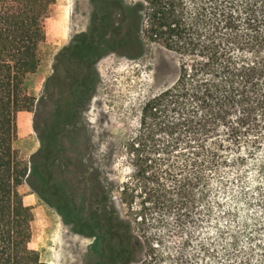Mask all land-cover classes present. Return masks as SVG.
I'll return each mask as SVG.
<instances>
[{"label": "trees", "instance_id": "1", "mask_svg": "<svg viewBox=\"0 0 264 264\" xmlns=\"http://www.w3.org/2000/svg\"><path fill=\"white\" fill-rule=\"evenodd\" d=\"M186 1L138 0L131 7L121 6L133 11L135 38L144 35L180 57L173 83L141 106L125 149L135 166L134 177L146 180L151 207L176 212L177 219L202 208L212 169L224 165L243 172L254 162L263 181L258 187L260 210L241 224L243 228L237 225L229 231L228 246L215 264H264V0H190L191 5ZM56 4L0 0V264H47L30 246L33 205L20 190L22 184L31 176L29 186L50 203L47 193H64L67 173L85 166L63 145L65 135H75L83 118L77 103L91 98L97 82L94 72L72 84L71 91L77 88L78 93L72 92L66 113L67 133H56L53 127L44 132L29 161L14 146L18 113L31 111L37 102L27 91L26 79L37 71L49 44L47 21ZM123 26L122 21L120 30L125 32ZM60 108L57 105L59 114ZM221 182L228 183L223 177ZM83 189L92 197L104 192L91 182ZM134 189L128 183L121 187V200L128 207ZM240 189L251 197V189ZM108 207L102 204L100 215L109 233L101 235L104 264L128 259L152 264L155 244H148V259L141 258L144 245L129 223ZM183 209L186 214H181Z\"/></svg>", "mask_w": 264, "mask_h": 264}, {"label": "rangeland", "instance_id": "2", "mask_svg": "<svg viewBox=\"0 0 264 264\" xmlns=\"http://www.w3.org/2000/svg\"><path fill=\"white\" fill-rule=\"evenodd\" d=\"M135 1L56 0L47 21L49 44L37 71L26 79L27 91L36 95L37 102L31 111L18 113L14 146L20 157L29 161L44 132L53 127L56 133H67L66 113L74 99L72 92L78 93L77 88L71 91L72 84L94 72L97 82L91 98L82 105L77 103L83 118L75 135H65L63 145L66 153L77 156L79 165H85L81 171L67 173V186L74 191L77 207H83V185L91 182L104 191L99 194L102 204L116 210L144 245L141 258L148 259L151 243L156 249L152 264H215L228 246L229 231L238 229L237 225L243 228L241 224L258 214V187L263 181L254 162L243 172L222 165L210 172L202 208L177 219L176 212L151 207L146 180L134 177L135 166L125 145L137 127L143 103L177 77L180 57L144 35L134 37L133 11L121 6L131 7ZM186 2L191 5L190 0ZM122 21L125 32L120 30ZM257 158L261 160V156ZM222 177L227 185L221 182ZM28 180L20 190L28 194L33 205L30 246L40 258L47 264H103L102 256L91 247V239L75 234L60 211L29 186L31 176ZM126 183L135 188L131 207L121 200L120 190ZM240 185L251 189L249 199ZM47 194L53 202L54 194ZM58 199L63 213L64 198L58 194ZM186 213L184 209L181 212ZM113 224L116 229V221ZM245 234L243 231L240 236ZM123 264L139 263L128 259Z\"/></svg>", "mask_w": 264, "mask_h": 264}, {"label": "flooded vegetation", "instance_id": "3", "mask_svg": "<svg viewBox=\"0 0 264 264\" xmlns=\"http://www.w3.org/2000/svg\"><path fill=\"white\" fill-rule=\"evenodd\" d=\"M65 189L66 190L64 193L57 192L54 190V199L53 202L51 200L49 201L50 204L55 206L57 210L61 211L58 203V194L62 195V197L64 198L63 202L65 205V209L63 210V216L68 220L67 222L65 221V223L70 226L71 230L75 234H79L84 238L91 239V247L94 248V251L98 256H102V263L104 264L107 261L106 259L104 260V258H106V252L103 253L105 243L104 245L101 243V235L105 232L109 236V233L103 228L102 221L100 218L102 211V201L99 199V196L92 197L89 193H85L87 191H84V189H82L80 197H82L83 207L80 206L79 209V206L77 207L76 204L73 189H70L69 186H67V183L65 184ZM109 232L112 233L113 228L112 231ZM115 234L116 233L114 232V235ZM108 236L106 235L107 238ZM96 244H100V246H98L97 248Z\"/></svg>", "mask_w": 264, "mask_h": 264}]
</instances>
